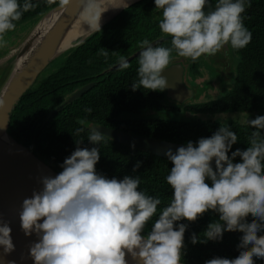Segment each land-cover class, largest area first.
Returning a JSON list of instances; mask_svg holds the SVG:
<instances>
[{
	"label": "clouds",
	"instance_id": "1",
	"mask_svg": "<svg viewBox=\"0 0 264 264\" xmlns=\"http://www.w3.org/2000/svg\"><path fill=\"white\" fill-rule=\"evenodd\" d=\"M45 2L66 9L71 0ZM81 4L85 22L91 29L101 30L102 12H95L97 0H81ZM155 5L162 10L159 29L172 38L171 47L154 46L147 39L140 42L133 91L169 88L162 73L172 62L174 50L178 56L196 61L203 55H216L226 45L240 50L252 41L243 15L251 0H216L214 7L211 0H155ZM37 6L32 0L22 4L20 0H0V48L7 46L6 35L15 31V22ZM100 54L109 55L104 48ZM118 63L121 69L130 67L124 56ZM84 111L90 114L92 109ZM78 123L81 127L72 132L75 138L87 128L90 143L102 146L107 142L108 135L100 125L93 126L86 119ZM246 123L255 129L248 137L249 146L232 151L231 156L229 151L238 135L224 124L210 137L188 141L175 152L167 151L173 166L166 182L173 194L159 212L161 197L138 190L142 182L139 175L109 179L98 173L100 147H80L83 139H76L77 147L63 161V170L55 176H38L42 188L21 203V229L26 236L35 233L37 237L29 245L34 264H130L126 257L137 264H181L188 225L176 222H195L209 210L217 212L219 219L209 223L202 237L193 233V244L222 240L225 231H240L243 236L236 258L215 257L205 264H255L254 257L264 259V235H258L264 231V115ZM236 157L241 162L234 163ZM139 167L137 162L133 171ZM150 221V230L145 233ZM0 247L4 254L16 248L10 221L2 215Z\"/></svg>",
	"mask_w": 264,
	"mask_h": 264
},
{
	"label": "trees",
	"instance_id": "2",
	"mask_svg": "<svg viewBox=\"0 0 264 264\" xmlns=\"http://www.w3.org/2000/svg\"><path fill=\"white\" fill-rule=\"evenodd\" d=\"M147 0H141L124 10L112 21L104 25L101 30L94 32L83 43L69 50L58 58L59 64L54 65L48 74L38 80L25 94L15 109L9 133L16 141L28 146L54 169L61 172V165L66 157L76 149V139H83L80 147H100L101 158L96 165L97 172L111 179H123L125 176L141 177L138 190H145L149 195L159 196L162 204L158 212L171 200L173 189L166 182V176L173 166L172 162L148 151L120 143L113 138L106 137L107 142L102 146L94 145L87 139L88 129L76 138L72 132L81 127L80 119H86L91 124L106 125L131 133L151 136L159 140L187 144L188 141L197 142L202 137H210L221 126L220 123L203 121L196 116L191 119L163 118L159 120L142 119L137 123L133 118L143 108L153 106L160 95L159 90H132L131 84L138 79V63L130 64L128 69L103 71L104 63L115 62V46L126 47L134 45L128 38L135 39L146 23H139L142 11ZM24 0H20L22 4ZM38 6L23 14L16 24L28 19H35L55 5H47L45 0H32ZM216 0H211L215 6ZM58 4V3H57ZM56 4V5H57ZM207 10V9H206ZM245 26L252 32V41L243 49L235 50L234 86L224 93L218 100L208 103H199L191 110L206 111H262L264 110V0H251V6L243 14ZM104 48L109 55L104 57L100 49ZM57 60V59H56ZM138 61V60H137ZM103 66V67H102ZM51 68V69H52ZM98 80V83L83 96L75 99L60 109L55 115L51 112L71 94L76 87L87 81ZM126 93V95H125ZM127 96V97H125ZM124 98L129 102L124 104ZM136 98V99H135ZM137 102H136V101ZM158 105H161L158 103ZM92 112L86 113L85 108ZM124 110V117L118 118ZM132 113L133 116H132ZM127 115V116H126ZM132 116V117H131ZM237 132L238 141L232 146L231 152L236 149L246 150L247 140L255 129L240 122H225ZM264 133V130H261ZM235 162H241L236 157ZM140 162V167L133 171ZM211 185V180L206 181ZM156 217H153L155 220ZM219 219V214L213 210L205 212L195 222L186 219L176 222L185 223L188 228L185 232V248L182 250V262L186 264H205V261L215 257L229 259L236 258L241 249L238 247L243 233L240 231H225L223 239L208 241L207 243L191 242L193 233L202 237L209 223ZM251 214L247 217L251 222ZM151 221L145 228L150 230ZM264 235V231L258 233ZM255 264H264V259L255 258Z\"/></svg>",
	"mask_w": 264,
	"mask_h": 264
},
{
	"label": "water",
	"instance_id": "3",
	"mask_svg": "<svg viewBox=\"0 0 264 264\" xmlns=\"http://www.w3.org/2000/svg\"><path fill=\"white\" fill-rule=\"evenodd\" d=\"M139 1L141 0H97L95 12L97 14L102 12L101 28ZM57 12L59 14L56 20L45 29L42 25L43 20ZM84 16L81 0H71L66 9L59 8L57 4L35 19L29 32L16 46L0 54V101H3L0 105V135L5 134L8 137L7 143H0V215L5 221H10L13 242L16 245L15 251L10 254H4L0 247V264H10L11 261H15L16 264H34L29 256V245L37 240V237L35 233L26 236L21 229L19 219L21 203L24 198L30 197L34 190L42 188L37 182L38 176L42 174L55 176L60 173L23 143L16 141L9 133L12 115L23 96L48 66L96 32L90 25L79 32L81 26L79 23L86 24ZM168 69L162 75L168 80L167 95L171 96L175 74ZM94 83L74 92L52 112V115L73 102ZM185 98L189 100L192 96L178 97V100L183 101ZM100 130L120 143L131 146L134 144L139 149L167 159L166 153L169 149L175 152L180 146L187 145L103 125ZM234 163L238 162L234 161ZM212 166L215 170V160ZM126 258L129 259L130 264H137L130 257ZM181 264L186 263L181 261Z\"/></svg>",
	"mask_w": 264,
	"mask_h": 264
},
{
	"label": "flooded vegetation",
	"instance_id": "4",
	"mask_svg": "<svg viewBox=\"0 0 264 264\" xmlns=\"http://www.w3.org/2000/svg\"><path fill=\"white\" fill-rule=\"evenodd\" d=\"M142 18H144V19H141L138 17L139 23L143 24V22H145L147 28H143L142 31L140 29H138V32L140 34L137 36L136 39L134 37L128 38V42H131L133 44L135 42H137V43H135L134 45H131V46L123 47V48L115 46V48H114V49H116L114 51L115 62L111 63L110 65H109V62H105L104 67L102 66L104 68L103 71L120 69L119 63H118V58L120 56H124L128 60V62L129 63L131 62V64H133V65L136 62L138 63L137 60H139V53L142 50L139 47V45H140V42H142L145 39L149 40L150 43H152L154 46L171 47V39L172 38L170 36H165L161 32V30L159 29V20L162 18V10L156 9L155 0H147L146 1L145 6H144L143 11H142ZM33 20H34V18H33ZM33 20L28 19V20L23 21L21 23H18L16 25L19 26L22 24H32ZM226 54H229L227 59L225 58ZM235 56L236 55L233 53V49L229 45H226L224 49H222L220 52H218L214 56L203 55L196 61H192L190 58L180 57L176 54V52L174 50L172 53V57H173L172 62L168 66V68H170V69L167 68L169 70V72L172 71V73L175 74V76H176V78H175V76L173 77L174 81L172 84H174V86L172 87V91L170 92L171 96L167 95L168 89H166L164 91H159L158 94H154V95L160 94L156 98L157 104L153 103V106L141 109V111L138 113L137 116H135L133 118V120L136 119L135 121L137 123H140V121L142 119H151V120H159V119H163V118L191 119V117L196 116L197 118H200L203 121H211V122H217V123L222 124L225 122H219V121H214V120H210V119L205 120L200 116V113H206V114L210 115V114H222V113L235 112L237 114H240V113L243 114L244 115L243 119H245V120L241 121L238 119H229V121H226V122L231 121V122H240V123L247 124L246 121L248 119H255L258 115H261V114L264 115V110H262V111L236 110V111H228V112H225V111L199 112V111H195V110L190 109L191 107H193L199 103H208V102L216 101L224 93H226L227 91H229L233 88V86H234L233 75L235 74V67H234ZM57 61H58V59L55 60L49 67H47V69H45V72L43 74H41V76L42 75L43 76L42 77L40 76L38 78L39 81L40 80L42 81V79H44V77L48 74V72L50 70L55 69L52 67L54 65L59 64V62H57ZM199 76H202V78L209 76L210 78L217 79V81H216L217 85L222 84L225 86L224 93L221 94L220 89H216L215 91L212 92L211 85L209 83L203 84L206 91L211 92V97L209 99H205L204 101H198L197 99L200 97L199 93H200V91H202L201 86H199V84L196 82V80ZM169 80L172 81L171 78H169ZM92 82H95V83L93 85H91V87L88 90H86L83 94H81L79 97L83 96L87 91L91 90L98 83L97 79L92 80V81H87L86 83H83V84L79 85L78 87H76V89L71 94H69L63 102H65L74 92L82 89L84 86H86ZM125 95H126V93H125ZM182 96L183 97H191L192 96V98L189 100H187V98H185L183 101H179L178 97H182ZM79 97H77V98H79ZM125 97H127V96H125ZM128 102L129 101L126 98H124V104L127 105ZM158 103L161 105H158ZM61 104H59V106ZM52 112H51V116H52ZM125 112H124V110L121 111L118 118H123ZM235 113H231V114H235ZM133 114L134 113H132V116H133ZM95 125H98V124H94L93 126H95ZM100 126H102V125H100ZM103 126H106V125H103ZM108 127H111V126H108ZM115 129H117V128H115ZM118 130H120V129H118ZM133 134H138V133H133ZM140 135H142V134H140ZM26 147H28V146H26ZM35 154H37V153H35Z\"/></svg>",
	"mask_w": 264,
	"mask_h": 264
},
{
	"label": "rangeland",
	"instance_id": "5",
	"mask_svg": "<svg viewBox=\"0 0 264 264\" xmlns=\"http://www.w3.org/2000/svg\"><path fill=\"white\" fill-rule=\"evenodd\" d=\"M35 22H32V24H22L16 27L15 31H10L6 35V39L8 41V44L4 48H0V54L5 53L8 51L10 48L16 46L24 36L29 32L31 29L32 25ZM229 54H226L225 58L227 59ZM49 67V66H48ZM47 69V68H46ZM45 72V70L42 72V74ZM41 76V75H40ZM43 76V75H42ZM41 76V77H42ZM217 79L210 78L209 76H206L205 78H202V76H199L196 80V82L201 86L202 91H200V97L197 99L198 101H204L205 99H209L211 97V92L206 91L204 88L203 84H210L211 85V90L212 92L215 91L216 89H220L221 94L224 93L225 91V86L222 84H216ZM220 94V95H221ZM235 112H229V113H222V114H206V113H200V116L205 119V120H214V121H219V122H226L229 121V119H238L241 121H244L243 119L244 115L243 114H231ZM189 115V114H188Z\"/></svg>",
	"mask_w": 264,
	"mask_h": 264
},
{
	"label": "bare ground",
	"instance_id": "6",
	"mask_svg": "<svg viewBox=\"0 0 264 264\" xmlns=\"http://www.w3.org/2000/svg\"><path fill=\"white\" fill-rule=\"evenodd\" d=\"M58 12L57 13H54L53 15H51L50 17L48 16L47 18H45L42 22V25L44 26L45 29H47V25H49L50 23H52L53 21L56 20L57 16H58ZM81 26H80V30L79 32H82L83 29H86L87 27L86 26H89L88 23L84 24V22H80L79 23ZM70 38V36H69ZM8 137L5 135V134H2L0 135V143H7Z\"/></svg>",
	"mask_w": 264,
	"mask_h": 264
}]
</instances>
